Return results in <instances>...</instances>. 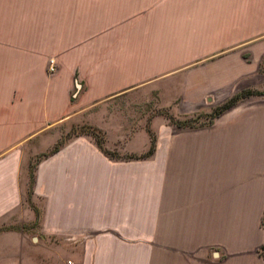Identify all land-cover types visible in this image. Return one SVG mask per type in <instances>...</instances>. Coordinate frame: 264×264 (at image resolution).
<instances>
[{
    "label": "crops",
    "instance_id": "crops-1",
    "mask_svg": "<svg viewBox=\"0 0 264 264\" xmlns=\"http://www.w3.org/2000/svg\"><path fill=\"white\" fill-rule=\"evenodd\" d=\"M6 4L0 264H264V0H93L80 25L59 17L48 30L29 14L20 25L18 2ZM151 99L191 117L184 140L154 144L155 164L169 160V175L163 188L154 177L152 255L140 225L77 243L64 239L74 233L66 225L29 234L36 199L96 197L99 182L118 179L90 134L41 159L31 184L36 157L84 126L111 143L128 131L134 105L144 110ZM136 133L129 149L145 147ZM89 150L93 157L75 154Z\"/></svg>",
    "mask_w": 264,
    "mask_h": 264
},
{
    "label": "rangeland",
    "instance_id": "rangeland-1",
    "mask_svg": "<svg viewBox=\"0 0 264 264\" xmlns=\"http://www.w3.org/2000/svg\"><path fill=\"white\" fill-rule=\"evenodd\" d=\"M17 2L20 19H24L20 21V25L28 24L26 14L34 15L32 23L39 30L51 29L50 25L57 23L59 17L66 23L80 25L85 19L82 14H88L87 10L93 5V0H12L13 4ZM6 3H10V0H1L4 7L7 6ZM194 8L198 7L194 6ZM196 15L197 13L194 14L195 23ZM182 17L185 19L183 14ZM53 62L55 65L54 59ZM134 108L129 118L128 131L123 135H115L111 139V143L105 141L103 143L111 157L103 156L114 163V173L118 179L113 182H99L96 197H93L92 190L83 192V194L92 196H82L81 198L47 199L40 197L36 199L34 224L30 225L32 230L29 234L37 237L45 226L43 224L48 223L66 225V227H70L68 233L79 231L87 234L89 238L100 233L122 237V225H135V231L138 230L137 225H140V232L146 234L147 252L152 255L154 177L155 174L162 175V188L168 184L166 180L169 175V160L163 158L156 165L153 152L145 158H138L137 156L147 150L151 138L154 140V144L158 146L170 140H184L186 121L191 117L188 118L185 114L177 115V110L174 109L159 108L153 99L145 103L144 110L141 105L139 108L134 105ZM176 124L181 126L178 127ZM138 128L145 140V147L139 150L129 149L128 147L133 136L137 134ZM97 136L103 140L100 132ZM75 154L76 156L93 157L91 150L83 153L77 151ZM97 157H101V155L98 154ZM64 202L66 208L63 207ZM46 204L51 206V211L43 213L42 207ZM89 220H93V223L107 225H102L97 230L90 225H83ZM260 224L264 229V213ZM261 252L264 255V246L261 248Z\"/></svg>",
    "mask_w": 264,
    "mask_h": 264
},
{
    "label": "trees",
    "instance_id": "trees-1",
    "mask_svg": "<svg viewBox=\"0 0 264 264\" xmlns=\"http://www.w3.org/2000/svg\"><path fill=\"white\" fill-rule=\"evenodd\" d=\"M217 111L215 110V112H213V114H216ZM99 131H97L94 127H90V126H84V127H79V128H74L69 134H67L64 138H62L59 142H57L53 148L44 154L38 155L35 159V162L30 166V180H31V184L33 183L34 180V168L36 167V164L43 158H46L48 156H50L51 154H53L56 150H58V148L63 144V142L69 138L71 135H76L79 133H86V134H90L95 141L96 146L98 147V149L105 155V156H109L111 157V155L109 154L108 151H106L105 147L103 146V142L102 140L97 136ZM154 149V140L151 138L150 142H149V146L147 148V150L141 154H139L137 157L138 158H145L148 157L149 155L152 154ZM131 157V156H130ZM136 157V156H134ZM264 244L261 245L260 248H263Z\"/></svg>",
    "mask_w": 264,
    "mask_h": 264
},
{
    "label": "built area",
    "instance_id": "built-area-1",
    "mask_svg": "<svg viewBox=\"0 0 264 264\" xmlns=\"http://www.w3.org/2000/svg\"><path fill=\"white\" fill-rule=\"evenodd\" d=\"M54 62H53V59H49L48 60V71L49 73H53L54 71ZM86 237V235H84V233L82 232H74V233H71L67 236H65V240L69 243H77L81 240H83L84 238Z\"/></svg>",
    "mask_w": 264,
    "mask_h": 264
}]
</instances>
